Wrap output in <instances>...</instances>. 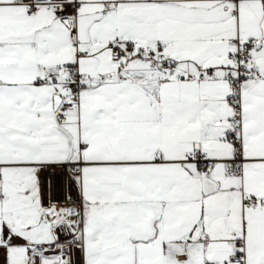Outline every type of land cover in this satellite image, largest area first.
<instances>
[{"label":"snow or ice","instance_id":"snow-or-ice-1","mask_svg":"<svg viewBox=\"0 0 264 264\" xmlns=\"http://www.w3.org/2000/svg\"><path fill=\"white\" fill-rule=\"evenodd\" d=\"M0 264H264V0H0Z\"/></svg>","mask_w":264,"mask_h":264}]
</instances>
